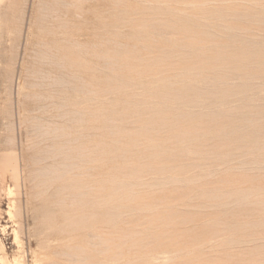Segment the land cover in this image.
<instances>
[{
  "label": "bare ground",
  "instance_id": "1",
  "mask_svg": "<svg viewBox=\"0 0 264 264\" xmlns=\"http://www.w3.org/2000/svg\"><path fill=\"white\" fill-rule=\"evenodd\" d=\"M52 1L53 2L49 4V6H47V12L43 13L45 14L44 18L40 21L39 29L43 35L41 37V40L38 41L40 42V45L42 47L41 49H39L41 50V53L38 52L40 53L38 62L39 65H37L36 62L37 66L35 67L37 68H33L32 66L33 69H30L31 67L27 69L28 74L26 76V78L29 77L28 80L26 79V84L29 89L34 87H45L46 89H48V86L51 88L46 90L44 93L26 92L23 95V97L26 99L30 97L29 100L31 104H33L34 109L31 111L28 107V111H30L31 113L25 114L22 121L24 123L30 124V126L32 127V129H30L34 132L35 136H39L35 139L42 136L44 137L46 136V134L48 135L46 130L47 127L46 129L44 128L45 124H43V121H41L38 113L44 112L50 106L55 105V102L48 101V99H50L51 97L53 98L55 96L54 94H56L53 93L54 90H52V88L58 87L59 89L60 86H64L65 84L67 85V83L70 84L69 81H66L64 77L60 75V77H54L53 75H51V70L45 69L43 67L44 63L49 64V62H51L55 63L58 66L60 65L64 69L65 67L67 68V73L69 74V77H71V81L73 82L71 83L73 85L71 86V91H73V93L80 87L82 90L87 91V93H91L94 96L100 95V89L97 84H87L86 86L88 87L80 86L81 84L78 85L80 80L78 71L83 68H87L82 63V53H84L85 51V46L80 40H78V38L75 37L77 34V29L72 25V20L70 18H67L69 7L73 6L77 8L78 6H81L83 2L89 0ZM216 1L217 3L212 6L208 0H149L148 2L150 3L147 2L148 4L136 2L132 4H124L123 0H107L111 8L120 10L124 14H127L128 12L129 14L134 13L137 15L130 17L127 16L126 21L122 18L115 21L113 20L115 23H123V21H125L130 28L131 42L127 45L126 48H122L119 45L115 44L114 47L108 50H94L95 55L98 58L102 59V63L107 69L104 81L106 85L105 89L106 91L109 90L114 92H118L120 90L122 91L130 85L136 84L132 79L142 78L143 80L141 81L140 85L143 90L141 94L145 97L141 98L137 94L127 93L126 96L121 100L118 98H114L103 104H96L93 110L92 108H82L74 109L72 110V112H74L75 114L77 113L78 115L82 114L83 116H85L84 114H88L90 120L94 122L97 121L98 123L100 121V124L97 123V127L102 132L100 131L98 137H101V140H107V142L105 143V145L101 143L95 144V153L93 158L99 160L101 156H106V158L113 160H128L131 157H136L138 159L136 163L131 164L127 162L122 167V170L127 174L126 176L129 179L127 180V184H133L137 181L139 182L143 178V172H148L154 178L158 175H163V178L172 181L173 183H182L188 179V174L194 168L199 167L200 165H204L207 169H213L217 164L231 163L230 160L235 159L237 155L242 153L243 155L244 153L248 155H250V153L251 155L252 153L257 154L255 155L256 157L253 156L250 158L253 162L252 164L255 163L257 165L258 163H262V167L264 165V104L263 106H259L252 98V96H246L242 97V103L234 108H230L229 106V108H219V106V109L215 108L217 105H219V103L223 101L225 96L236 92L244 93V91L254 88V80L256 78L264 76V0H254L255 6L251 5L252 3L250 4V0ZM45 4H42V6ZM40 9L43 8L40 7ZM88 11L94 13V9H88ZM40 16L43 17L42 14H40ZM217 19H220L223 22L222 26H220L221 29L219 30V32H216L212 27L213 20ZM238 33H240V36L235 43H224L223 37L225 38V36H230L232 34ZM257 34L262 35L258 37ZM108 35L110 36V40L114 41L115 38L113 37L116 35V32L111 31L110 33H108ZM32 73H36V76L32 77ZM188 78L206 80L207 86H203L202 84H189V82H187ZM233 78H235L236 81L237 79L241 81L239 82V84H236L235 82L230 81ZM202 83L204 84V82ZM66 87L67 86H64V88ZM203 100H205L209 105L208 109L206 108L207 111L201 112L202 110H200L199 112V110H197V112H192L189 111L190 109L187 110L185 108V106H187L188 104L200 105ZM58 101H62V99H59ZM74 103H76V101H74ZM65 110H67V108ZM59 114L63 115L62 112ZM59 114L56 116H59ZM68 114L70 115V113H67V115H65L69 118L70 116H68ZM81 117H79L80 120ZM260 118H263V120H261ZM47 121L45 119V122ZM68 121L70 120L68 119ZM59 129L61 128L57 126L52 127V132L55 134H53V137H56L58 135ZM62 133L63 132H61L60 134ZM81 133L82 132H75V134L70 139H67V137H65V139L67 140H50V145L48 146V144H46L47 146L45 147H41L42 145L39 146V144L32 143L33 147L31 148L33 149V152L30 156V161H38L44 158V160H49L47 158L49 156H52V159H56V157L53 156H57L58 158H60V161L58 162H55V160L53 161L56 164H51L53 163L51 161L50 165H47L45 164L47 163L46 161L44 164L39 165L37 168H35V170L32 171H36V173L38 172V174L40 173L41 176L42 174L43 176L48 174L49 176L52 175L54 179H56V183L58 181L61 182L59 186L61 189H69L71 198L73 200H76V202L80 203V201H77V199L81 198L83 195L91 194L96 195V197L98 198V200L94 202L92 208L95 204L100 205L99 203L102 201L105 204H110V209L107 213L99 214L97 211L92 210L88 215V217L91 218L92 221H95L98 225H111V222H115L116 224L117 221L121 220L125 216L130 218V222L132 221L134 223L133 226L123 228L119 231L117 230V232L108 233L109 235L112 234L118 237L119 240V244H107L109 250H112L115 254L121 252L133 254L135 258L131 262L137 264H148V256L153 254L162 256L160 254L161 245L164 241H167L170 242L171 251L172 253L176 254V256L184 251V249H186L188 254H190L189 257L180 258L177 261H173L169 264L222 263V260L218 262L212 257H209L208 252L205 251L206 245H208L209 242L212 243V245L208 247H219L225 242V240H214L215 234L225 232L227 228L225 222H222L220 221V219H217L215 218V216H213L216 214L214 210L208 211L207 215H211L212 217L210 216L208 220H206L205 222H201L199 227L195 225L194 227L188 228L187 226H184V224L188 221L195 222L197 218H195L194 214L196 212L193 211L191 215L187 216L180 215L178 213L176 209L177 206L174 203L175 197L178 194L176 193L177 190L174 188L169 190L167 194L159 196H141V198L133 201V203L131 204L127 199L119 203L118 198L120 185L124 182L120 180L119 176L116 173L118 172L119 166H114L113 162H111V165H113V167L108 168L106 172L107 176L103 180L102 186L100 188L89 186L87 182L80 179L78 175L81 173H73L72 175L70 174V176H67V172H69L70 170L76 168L78 169L79 167H81V158L78 159L81 160V162L76 158L79 156L82 157L85 150L84 146L81 145L80 141L77 140ZM62 135L64 136V134ZM39 142H42V140L38 141V143ZM32 149H29V151ZM243 150L248 151V153L245 151L243 152ZM23 162L25 163L26 160H23ZM32 163L33 161L31 162V164ZM245 168L247 169V167ZM96 169L101 170L100 168ZM254 169L256 168L254 167ZM259 171L261 172L260 168ZM30 172L31 171H29V174ZM216 172L218 173L219 171L216 170ZM204 173L206 172H203V174ZM211 173L215 174V172ZM38 174L36 175L38 176ZM20 175L21 174L18 173V177ZM31 175L32 174H30L29 176ZM204 175L205 177H208V175ZM18 177H15V179L20 180V177ZM44 177L46 178V176ZM53 177L51 178L53 179ZM36 178L39 179L38 177H35L34 179ZM121 179H123V177ZM251 180L252 179L250 177L245 175V177L242 179V183L245 184V187L236 190V187H234L232 182L235 180L224 176L217 180L210 181L209 183L198 184L196 186H193L192 188H187L185 191H197L201 199L212 202V204L214 205L219 202L225 195L224 193H217L219 192L217 190L218 183H221L222 181H229L231 184L226 189L225 193L227 192V195H234L235 198L239 202H241V204L249 196L252 195L254 198L251 202L250 207L252 208L253 213H256V216L259 217L262 210L264 209V182L260 181L252 184ZM44 181L45 180H43V182ZM37 182L38 181L36 180V183ZM43 182L41 183L39 181L40 184L46 186V183L43 184ZM49 183L52 182L49 181ZM152 184L154 185L157 183ZM161 185H164L163 182ZM52 186L53 185L48 186V189H50ZM184 186H186V184ZM46 188L47 187H45V189ZM48 189H46L45 191H48ZM43 190L41 191L40 189L42 193ZM50 193L52 194V192ZM133 193L135 192L133 191ZM51 194L50 196L52 197ZM34 195L38 194L34 193ZM83 198L85 197L83 196ZM55 201L56 203H59L61 200L59 199ZM62 201L60 203H62ZM19 202H22V200ZM22 203L24 204V202ZM90 203H92V201H90ZM46 208L48 209V207L45 206L44 209ZM41 209L43 208L41 207ZM47 211L51 212L50 210ZM54 213L56 214V212ZM45 217L47 218V216ZM49 217H51V215ZM260 217L263 220L261 222H264V217H262V215ZM54 222L55 221H53V223ZM162 223L165 224L166 227L161 228L160 225ZM255 225L258 226V224ZM240 226L242 227L243 225L240 224ZM48 230L50 229H47V231ZM56 230H64V226L60 224V226L58 225L56 227ZM207 232H210L212 237L207 236ZM240 232L241 233H239V236L241 238H238V241L244 242L246 240L244 237L245 233H243V230ZM233 234L235 235V233ZM94 236L102 241L110 240L108 238H103V236H101L99 233L94 234ZM90 237L92 238L93 235H91ZM261 238L262 237H260V239ZM231 239L233 238H229L230 241ZM90 240L91 239H89V241ZM262 240L263 239L259 241L262 242ZM93 241L95 243V240ZM51 242L54 243L53 240H51ZM57 242L59 241L57 240ZM111 244L113 246H111ZM120 244L126 245L125 247L121 248L119 246ZM196 244H201L205 247L200 252H198L194 248ZM68 245L70 244H66V247ZM69 249L76 250V252L73 251L74 254L77 253L73 257H76L75 260L83 259L84 261L86 259V261L89 260L93 264L94 262H96V258L93 254L82 257L83 254L81 255L80 252L84 249L78 245H75L73 247L69 246ZM58 251L60 253L59 255H63V252L66 253L64 250H56L54 252L58 253ZM102 251H104V249ZM3 254L5 255V253ZM254 254L256 257H253V261H264V258H262L263 253L261 252V250H255ZM64 255L66 256V254ZM168 255L169 254H167L166 258H169ZM42 256L44 257L45 255ZM163 261V263L169 262L168 260L166 261V259H163ZM73 262L75 263L74 260ZM113 262L114 261H112V263ZM58 263L59 262L55 258H50L45 262V264Z\"/></svg>",
  "mask_w": 264,
  "mask_h": 264
},
{
  "label": "rangeland",
  "instance_id": "2",
  "mask_svg": "<svg viewBox=\"0 0 264 264\" xmlns=\"http://www.w3.org/2000/svg\"><path fill=\"white\" fill-rule=\"evenodd\" d=\"M115 1H117V0H115ZM148 1L149 0H147V1L146 0H123L124 4H132L135 2L148 4V3H150ZM208 1L210 2V4L212 6H214L217 3L216 0H208ZM43 2H45L46 4ZM52 2H53L52 0H0V264H33V263L34 264H45V262L50 258H55L59 262L58 264H77V263H79V264H82V263L83 264H93L89 260L86 261V259L83 261V259L82 260H75L76 257L73 258L77 253L74 254V252H76V250L69 249V246L73 247L75 245L76 246L78 245L84 249L83 251L80 252L81 255L83 254L82 257H86L89 254H93L96 258V262H94V264L95 263L96 264H100V263L101 264H114V263L115 264H119V263L120 264L121 263L122 264H137V263L131 262L135 258V256L133 254H130V253L128 254L126 252H121V253L115 254L112 250H109V248L107 247L108 246L107 244L110 245V243H113V245H115L116 243L119 242L118 237H116L112 234L109 235L108 233L117 232V230L119 231V230H122L123 228L133 226L134 223L132 221L130 222V218L125 216L121 220L117 221L116 224H115V222H111L110 223L111 225H109V224L108 225H105V224L98 225L95 221H92V219L89 218L88 215L91 213L92 210L97 211L99 214L107 213L110 209V204H105L102 201L99 203L100 205L95 204L94 207L92 208L94 202L97 201L98 198L96 197V195H91V194L83 195L85 198H83V196H82L81 198L77 199V201H80V203L76 202V200H73L71 198L69 189H61L59 187L61 182L58 181L56 183V179H54V177L52 175H50V176H49V174L44 175V176H46V178H45L43 176V174L41 176L40 173L38 174V172L36 173V171L35 172L32 171V170H35V168H37L39 165L44 164L46 161H47V163H45V164H47V165H50L51 161L53 162L54 160H55V162L60 161V158H58L57 156H53V157H56L57 160L55 158L52 159V156L47 157L50 160V162H49V160H44L45 158L38 160V161L37 160H31L30 161V158H31L30 156L33 152V149L31 148V147H33L32 143L39 144V146L42 145L41 147L47 146L46 144H48V146H49L52 140H58L59 139L60 141H62V140L70 139L75 134V132H82L77 140L80 141L81 145L84 146L85 150H84L82 157L81 156L76 157L77 160L81 158V160H82V163H80L81 167H79L78 169L76 168V169L70 170L71 172L70 171L67 172V176H70V174L72 175L73 173H81L78 175V177L80 179L87 182L89 186H92L94 188H100L102 186L103 180L107 176L106 172H107L108 168L113 167V165L119 166L118 172H116V173L119 176L120 180H122L125 183V184L123 183L120 185L121 191L119 190V198H118L119 203L123 202V200L127 199L131 204V203H133V201H136L139 198H141V196H151V195H158L159 196V195L167 194L169 190L174 188L177 190L176 193L178 194L174 200V203L177 206L176 209H177L178 213L180 215L187 216V215H191V213L193 211L196 212L194 214L195 218H197L196 221L195 222H189L188 221L184 224V226L191 228V227H194L196 225L197 227H199L201 222H205L211 216V215H207L208 211H213V210H214V212H216V214L213 216H215V218H217V219H220V221L225 222L226 227H227L225 232L214 235L215 241L216 240H225V242L222 245H220L219 247H217V246L208 247V246L212 245V243L209 242L205 248V251L208 252L209 257H212L213 259H215L218 262H220V260H222L221 264H247V263L264 264V261H261V260H254L253 261V259L256 257L254 254V251L257 249L261 250V252L263 253L262 258H264V252H263L264 251V230H263L264 229V222H261L263 220L260 217L261 215H262V217H264V209L262 210L261 215L259 217L256 216V213H253L252 208L250 207L251 202L253 201V198H254L252 195L249 196L244 202H242V204H241V202H239L235 198L234 195L232 196V194H229L231 196V198H230V196L226 194L227 192L225 193L226 189L231 184L229 181L228 182L222 181L221 183H218L217 190L219 192H217V193H224L225 195L219 202H217L214 205L212 204V202H208L204 199H201L199 197L197 191H194V190L185 191L187 188H192L193 186H196L198 184L209 183L210 181L217 180V179L224 177V176L229 177L232 180H235L232 182H233L234 187H236L235 188L236 190L245 187V184L242 183V179L245 177V175H247L248 177H250L252 179L251 180L252 184L260 182V181L264 182V170H263L264 165L262 167L261 166L262 163H260V164L258 163L257 165L255 163L252 164L253 162L250 159L253 156L256 157L255 155H257V154L252 153V155H251V153H250V155H248V154L244 153V155H245L244 156L243 153L241 152L242 154H239L235 157V159L230 160L231 163H229V164H217L215 166V168H213V169H207L206 166L200 165L199 167H196L193 170H191V172L188 174V179L186 180L188 182L184 181L182 183H173L172 181H169V180H166L165 178H163V175L162 176L158 175L154 178L148 172H143V178L144 179L142 178L139 182L137 181V182H134L133 184H130V183L127 184L128 183L127 180H129V179L126 176L127 174L122 170V167L127 162L131 163V164L136 163L138 161V159L136 157H131L128 160H121V159L113 160V159L106 158V156H101L99 158V160L93 158L94 153H95V144L101 143V144L105 145V143L107 142V140H101L102 138L98 137V134L100 133L101 130L98 129L97 125L100 124V121H99V123L97 121L94 122V121L89 119L88 114H84L85 116H83L82 114L78 115L77 113L75 114L74 112H72V110L82 109V108H89V109L92 108V110H93V108H95L96 104H103V103L108 102L114 98H118L121 100L122 98H124L126 96L127 93L137 94L141 98L145 97V96H142V94H141L142 90H143L141 88V85H140L141 81L143 80L142 78L132 79L133 82H135L136 84L130 85L129 87H127L126 89H124L122 91L121 90L118 92L109 91V90L106 91V89H105L106 85H105L104 81H105V74H106L107 69L103 65L102 59L98 58L94 53L96 50H99V49L108 50V49L114 47L115 44L119 45L122 48H126L127 45L131 42L130 28H129L128 24L125 22L126 17L127 16L128 17L136 16L137 14H134V13L129 14L128 12H127V14H124L120 10H117V9L115 10L109 6V3L107 2V0H89V1L83 2L81 4V6H78L77 8H75L73 6L69 7V12L67 13V18H70L72 20V22H73L72 25L74 26V28L77 29V32H76L77 34L75 37L78 38V40H80L82 42V44L85 46V51H84V53H82V63L87 68L86 69L83 68L80 71H78V75L80 76V80H79L78 85L81 84L80 86L88 87V86H86L87 84H97L99 86V89H100V95L94 96L93 94L87 93V91L82 90L79 86H78L79 87L78 89L80 91L77 89L73 93V91H71L72 90L71 86H73L71 83H73V82L71 81L72 79H71V77H69V74L67 73V71H68L67 68L65 67V69H64L60 65L58 66L55 63H51V62H49V64L44 63L43 67L45 69H50L51 75H53L54 77H58L60 75V76L64 77V79L66 81H69L70 84L67 83V85L66 84L64 85V86L68 87V88L66 87L67 89L64 88V86H60L59 89H58V87L52 88V90H54L53 93H56L57 95L54 94L55 96L53 98L51 97L50 99H48V101L55 102V105L50 106L44 112H41V113L35 112V113H38L41 121H43V124H45L44 128L46 129V127H47L46 130H47L48 135L50 134L49 136L46 134V136H44L45 138L42 136L44 139L42 137H40L41 139L40 138L35 139L36 137H39V136H35L34 132L31 130L32 127L30 126V124L24 123L22 121L23 116L25 114L31 113L30 111H28L29 108L31 111L34 109L33 104H31V102L29 100L30 97L26 99L23 97V95L26 92L44 93L46 90L51 88L48 86L47 87L48 89H46L45 87L44 88L34 87V88L29 89V87H27V84H26L29 77L26 78V76L28 74L27 69H29L30 67H31L30 69L37 68L35 66L39 65L38 62H39L40 53H41L40 52L41 50H39V49H41L42 47L40 45V42H38V41L41 40V37L43 35L39 29L40 21L44 18L45 14H43V13L47 12V6H49V4H51ZM249 2H250V4L252 3L251 5L255 6L254 0H250ZM42 4H45V5H43L44 7L42 6ZM40 7L45 9L46 11L43 9H40ZM88 9H94V13L89 12ZM40 14H42L43 17L40 16ZM120 18H122L125 21H123V23L122 22H118V23L114 22L115 20L120 19ZM231 21H235V20H231ZM111 22H112V25H111ZM222 23L223 22L220 19L213 20V22H212L213 29L216 32H219V30L221 29L220 26H222ZM216 24L218 27L216 26ZM111 31L116 32V35L113 37V38H115L114 41L110 40V36L108 35V33H110ZM257 35H258V37H260L262 34H257ZM239 36H240V33L232 34L230 36H225V38L223 37V41H224V43H235L239 39ZM38 52H40V53H38ZM36 62H37V65H36ZM32 66H33V68H32ZM55 66H57L59 68H57ZM31 75H32V77L36 76V73H32ZM66 77L68 80L66 79ZM256 79L253 82L254 88H251L247 91H244V93L243 92H236V93H232L228 96H225L223 101L221 103H219V105H217L215 108L217 109L218 106H219V108H222V107H224V108H229V107L232 108L233 107L234 108V107L240 105L242 103L241 98L246 97V96L247 97L252 96V98L255 100V102L259 106H263V104H264V76H261L260 78H256ZM187 80L186 81L189 82V84H193V85L194 84H196V85L202 84L203 86L204 85L207 86V81L203 80V79L188 78ZM83 81H84V84H83ZM230 81L235 82L236 84H239V82L241 80L237 79V81H238L237 82L236 79L233 78ZM202 82H204V84ZM64 92H66L67 94ZM110 93H112V94H110ZM58 98L62 99V101H58L59 100ZM225 99H227V100H225ZM74 101H76V103H74ZM62 104L65 106H63ZM222 104H223V106H222ZM191 105L193 108L191 107ZM202 105L205 107V109L206 108L208 109V107H209L207 102L205 100H203L200 103V105L199 104H197V105L196 104H188L187 106H185V108L187 110L190 109L189 111H192V112H197V110H199V112H200V110H202L201 112L207 111V109L205 110ZM61 108H62V110H61ZM66 108H67V110H65ZM59 110L63 113V115L59 114V113H61ZM70 110H71V112H70ZM66 112L70 113V115L68 114V116H70L69 118L66 116L67 115ZM57 113L59 114V116H56V115H58ZM74 114L76 115L77 118L75 117ZM41 117H43V118H41ZM79 117H81L82 121L79 119ZM263 118H260V119L263 120ZM45 119H46V121L48 120L51 122L50 123L47 121L49 126H48L47 122H45ZM68 119L70 121H68ZM69 122H71V123H69ZM52 123H54V124H52ZM55 126L61 128L58 130V135H57L58 137L57 136L53 137L54 133L52 132V127H55ZM48 130H49V132H48ZM82 130L83 131L85 130V131L83 132ZM26 132H28L30 135ZM61 132H63L62 134H64V136L62 134H60ZM85 132L87 133V135ZM32 134H34V135H32ZM27 136H28V138H27ZM30 136H31V138H30ZM65 137H67V139H65ZM31 139H33V140H31ZM90 139H92V140H90ZM34 140L35 141L36 140H38V141L42 140V142L38 143V141L35 142ZM85 140H87V141H85ZM47 141H50V142H47ZM28 148L32 149V150L29 151ZM244 151L245 150H243V152ZM245 152L248 153V151H245ZM82 158H84V159H82ZM94 159H95V161H94ZM23 160L24 161L26 160L27 164H26V162L24 163ZM81 160H78V161L81 162ZM32 161H33V163L31 164ZM55 162H53L51 164H56ZM111 162H113V165H111L112 164ZM244 162H245V164H244ZM247 163H248V165H247ZM33 164H35V165H33ZM249 164H250V166H249ZM253 165H256V166H253ZM258 165H259V167H258ZM244 166L247 167V169ZM31 167H33V168H31ZM88 167L89 168L92 167V168L89 169ZM216 167H217V169H216ZM248 167H250V168H248ZM254 167L256 169H254ZM22 168H24V169H22ZM96 168H100L101 170H97ZM259 168H260L261 172L259 171ZM23 170H24V172H23ZM216 170L219 172L217 173ZM29 171H31L30 174H32L33 177H32V175L29 176L30 175ZM203 172H206L204 174H206V176L208 175V177H205ZM211 172H215V174L211 173ZM18 173L21 174L19 176L20 178L18 177ZM26 173H27V175H26ZM36 174H38V176ZM216 174H219V175H216ZM262 174H263V176H262ZM34 175H35V177H38L39 179H37V178L34 179L35 178ZM15 177H18L20 180L15 179ZM51 177H53V179ZM122 177H123V179H121ZM195 177H197V178H195ZM42 178H43V180H45L44 182H43ZM22 179H23V181H22ZM34 180H35V183H34ZM36 180L38 181L37 183H36ZM192 180H193V182H192ZM39 181L41 183L43 182V184L46 183V186L40 184ZM49 181L52 183H49ZM162 182L164 185H161ZM47 183L51 184L53 186L50 189H48L49 188L48 186H51V185H48ZM152 183H157V184H154L155 185L154 186ZM184 183L186 184V186H184L185 185ZM36 184H38V185H36ZM144 184H147V185H144ZM151 185H153V186H151ZM45 187H47L46 189H48L49 192L45 191L46 190ZM59 188L61 189V192H60ZM21 189H22V191H21ZM33 189H34V191H33ZM40 189H41V191L43 189H45V190H43V193H42L40 191ZM35 190H38V191H35ZM51 190H54V191H51ZM130 191H131V193H130ZM133 191L135 193H133ZM50 192H52V194ZM34 193L38 194L39 196L34 195ZM49 193L52 195V197L50 196ZM54 193H55V195H54ZM63 194H65V195H63ZM53 195L56 197V199ZM29 198H31V199H29ZM86 198H87V200H86ZM18 199H19V201L22 200V202H24V204L22 202H19ZM59 199L61 201L63 200L62 203H60L61 201L60 202L57 201L60 204L56 203V201H55V200H59ZM235 200H237V201H235ZM90 201H92V203H90ZM247 201H248V203H247ZM51 202H52V204H51ZM22 204H23V206H22ZM24 205H25V207H24ZM38 205H39V208H38ZM64 205H66V206H64ZM45 206L48 207V209L47 208L44 209ZM41 207L43 209H41ZM17 208H19V209H17ZM42 210H44V211H42ZM47 210H50V211L52 210V211L48 212ZM53 211L56 212V214ZM50 215L52 218L49 217ZM45 216H47V218ZM40 217H41V220H40ZM48 217H49V219H48ZM49 220H51V221H49ZM40 221H42V222H40ZM53 221H55V222L53 223ZM60 224L64 226V230H56V227L58 225L60 226ZM84 224H85V226H84ZM229 224L230 225L232 224V225L230 226ZM240 224H242L243 226L241 227ZM245 224L246 225L248 224V225L246 226ZM255 224H258V226ZM52 226H54V227H52ZM160 227L163 228L166 226H165V224L162 223L160 225ZM47 229H50V230L47 231ZM93 229H95V230H93ZM242 230H243V233H245L244 237L247 240V241L245 240L244 242L238 241L239 240L238 238H241L239 236V233H241L240 231H242ZM91 232H92V234H91ZM231 232H232V235H231ZM54 233H56V234H54ZM97 233H99L101 236H103V238H106V239L108 238L110 240H103L104 241V244H103L102 240H99V239H97L96 236H94V234H97ZM233 233H235V235ZM55 235H57V236H55ZM60 235L61 236L63 235V236L61 237ZM91 235H93V237H92L93 239L90 237ZM225 235H226V237H225ZM229 235H231V236H229ZM207 236L212 237L210 232H207ZM228 236H229V238L232 237L233 239H231V241H230ZM259 236L262 237L261 238V239H263L262 242L259 241V240H261ZM45 238H47V239H45ZM258 238H259V240H258ZM50 239L53 240L54 243L51 242ZM89 239H91L90 241H92L93 243L90 242ZM48 240H49V242H48ZM57 240L59 242H57ZM93 240H95L96 244L94 243ZM112 240H114V241H112ZM251 240H254V241H251ZM232 241H233V243H232ZM245 242H246V244H245ZM255 242H256V244H255ZM259 242H261V243H259ZM54 244H56V245H54ZM66 244H70V245H68L66 247ZM113 245L111 244V246H113ZM125 245L126 244H120L119 246L121 248H123V247H125ZM49 246H50V248H49ZM92 246H94V247L96 246L95 250H94V247H92ZM45 247H46V249H45ZM204 247L205 246L201 245V244H196L194 246V248L198 252H200L202 249H204ZM103 249H104V251H102ZM56 250H62V251L64 250L66 253L63 252V255H59L60 254L59 251H58V253L54 252ZM71 250H72V252H71ZM166 252H167V254H169L168 255L169 258H166V256H167ZM3 253H5V255ZM67 253H69L71 256ZM64 254H66V256ZM160 254L163 257L158 255V254H153V255L148 256V264H155V263L156 264L157 263L158 264H160V263L161 264H169L173 261H177L180 258L190 256V254H188L186 249H184V251H182L179 255L176 256V254L172 253V251H171L170 242H167V241H164L162 243ZM42 255H45V256L43 257ZM68 255H69V257H68ZM170 255H172V256H170ZM3 256H4V258H3ZM70 258L71 259L73 258V259L71 260ZM17 259H18V261H17ZM44 259H45V261H44ZM163 259L164 260L166 259V261L168 260L169 262L163 263L164 262ZM231 259H233V260H231ZM73 260L75 261V263L73 262ZM99 261H100V263H99ZM112 261H114V262L112 263ZM192 262H193V260H192ZM230 262H232V263H230ZM218 264H220V263H218Z\"/></svg>",
  "mask_w": 264,
  "mask_h": 264
}]
</instances>
